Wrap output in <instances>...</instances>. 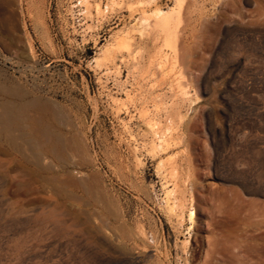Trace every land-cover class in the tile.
I'll use <instances>...</instances> for the list:
<instances>
[{"label":"rangeland","instance_id":"obj_1","mask_svg":"<svg viewBox=\"0 0 264 264\" xmlns=\"http://www.w3.org/2000/svg\"><path fill=\"white\" fill-rule=\"evenodd\" d=\"M175 1L0 0V264H264V0Z\"/></svg>","mask_w":264,"mask_h":264},{"label":"bare ground","instance_id":"obj_2","mask_svg":"<svg viewBox=\"0 0 264 264\" xmlns=\"http://www.w3.org/2000/svg\"><path fill=\"white\" fill-rule=\"evenodd\" d=\"M158 1V0H157ZM180 6H181V0H176L175 1V3H174V5L173 6H171V7H169V9L168 10H161V9H158V10H155L154 12L152 11V14L150 15V16H148V17H144L143 18V20H144V22H149L150 21V19H152V20H154V22H155V24L153 25L154 26V29L155 30H157L158 32H160V33H163V34H165L164 36H165V38H166V40H167V43L169 44L170 42H171V40L173 39V27H172V25H173V23L176 21V16L178 15V10H179V8H180ZM153 32H154V30H152ZM165 40V41H166ZM166 44V43H165ZM169 46H170V44H169ZM172 49V48H171ZM163 52V51H162ZM161 52V53H162ZM166 53V52H165ZM164 58H165V56H164ZM163 59V58H162ZM164 61V60H163ZM169 61H170V59H169ZM167 63V62H166ZM161 64V63H160ZM187 93V92H186ZM10 104V103H9ZM11 106H12V104H10ZM16 105L18 106V104L16 103ZM15 104L13 105V106H16ZM4 106V105H3ZM2 106V107H3ZM10 106V107H11ZM16 106V107H17ZM8 106H6V108H7ZM10 107H8V109L10 110L11 108ZM16 107H14V109H17ZM19 107V106H18ZM24 107V106H23ZM4 108H5V106H4ZM5 108V109H6ZM3 109V108H2ZM20 109V110H19ZM22 108H18V110L17 111H20V113H18L20 116L19 117H17V115L15 116V114H17L16 113V111H14L13 110V112H15L14 114L11 112V110L9 111V110H5V112H3L4 110H2V112H3V116H1L2 118V121H0V122H2V127H1V130H2V132L3 133H9L12 129H17V128H20V127H31V129L33 130V128H36L37 127V131H38V133H39V131H40V133L41 134H43L44 135V137L43 138H45V134L44 133H48V132H46L47 130V128H46V126H45V121L46 120H44V119H39L38 120V118L36 119V120H38V121H36L35 119H31V118H29L28 117V113L26 114V111L27 110H25L24 108H23V110H21ZM43 118V117H42ZM20 121H21V123H20ZM22 122H24V123H22ZM47 123V122H46ZM22 124H28V126H26V125H22ZM1 125V124H0ZM33 127V128H32ZM1 130H0V132H1ZM22 130V129H21ZM35 130V129H34ZM49 130V129H48ZM15 131V130H14ZM36 131V132H37ZM24 132V131H23ZM26 132V131H25ZM49 134V133H48ZM34 135V134H33ZM58 138V137H57ZM41 139V138H40ZM44 140V139H43ZM46 140V139H45ZM46 143H47V141H45ZM45 142L43 143V141L41 142V143H43L44 144V146H41V148H42V152L41 153H43V155H44V158H42L43 159V161L44 160H46L47 159V157L49 156V154H52V155H54V156H56L57 155V152H56V148L54 147V146H48V145H45ZM40 143V142H39ZM40 143V144H41ZM56 146V145H55ZM39 152V151H38ZM42 155V156H43ZM41 156V157H42ZM58 156V155H57ZM60 156V155H59ZM40 156L38 155V158H39ZM57 158H59V157H57ZM39 159H41V158H39ZM45 162V161H44ZM45 165V164H44ZM39 166H43V165H39ZM44 167V166H43ZM42 167V169L43 170H45V168H43ZM47 169V168H46ZM45 177H46V175H45ZM55 179V178H54ZM51 180V179H50ZM54 181V180H53ZM236 197V196H235ZM229 210V209H228ZM214 212V211H213ZM222 212V211H221ZM224 212V211H223ZM217 213V212H216ZM193 214V213H192ZM226 214V213H225ZM216 219V218H215ZM216 222V220L214 221V224H217V223H215ZM220 222V221H219ZM213 223L211 224V225H214ZM218 225V224H217ZM213 227V226H212ZM215 228H216V226H215ZM214 227H213V229H215ZM219 228V227H218ZM212 229V230H213ZM216 231V230H215ZM214 232V231H213ZM216 232H218V231H216ZM214 234V233H213ZM214 235H216L217 237L219 236V234L217 235L216 233L214 234ZM213 235V237H214V240L216 239L215 238V236ZM211 236H209V238H210ZM218 239V238H217ZM216 239V242L217 243H219L218 242V240L220 239H218L217 240ZM213 240V239H212ZM210 244V243H209ZM214 244H215V242H214ZM215 246H217L216 244H215ZM215 246H213V248L215 247ZM222 247V246H221ZM212 248V249H213ZM220 248V247H219ZM212 249H210V250H212ZM209 250V252H211ZM213 252V251H212ZM217 252V250L215 251V249H214V254ZM220 253V252H219ZM213 256V255H212ZM212 256H210V257H212ZM219 256V255H218ZM222 256V255H221ZM207 261V260H206ZM207 264V263H206ZM213 264V263H212Z\"/></svg>","mask_w":264,"mask_h":264}]
</instances>
